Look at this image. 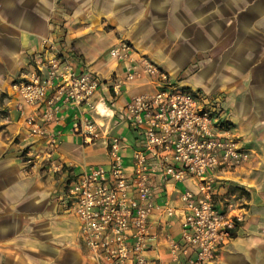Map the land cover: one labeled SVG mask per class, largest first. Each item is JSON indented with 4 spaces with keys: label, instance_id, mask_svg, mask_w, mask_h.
<instances>
[{
    "label": "crops",
    "instance_id": "1",
    "mask_svg": "<svg viewBox=\"0 0 264 264\" xmlns=\"http://www.w3.org/2000/svg\"><path fill=\"white\" fill-rule=\"evenodd\" d=\"M45 39L55 49L44 48ZM122 41L130 50L116 60L110 50ZM54 52L99 81L83 109L95 124L91 141L75 131L73 104L59 102L45 122L42 106H28L10 90L28 72L45 78ZM130 66L133 80L126 79ZM166 86L196 95L250 152L246 163L215 172L216 200L232 197L242 220L213 260L200 264H264V0H0V264H92L66 182L90 167L108 169L114 138L130 171L137 142L124 107ZM56 91L49 88L47 97ZM28 117L44 134L29 133ZM32 153L39 157L28 164ZM157 186L175 213H152L147 264H189L192 248L176 250L172 260L171 246L181 236L180 193L196 183Z\"/></svg>",
    "mask_w": 264,
    "mask_h": 264
},
{
    "label": "built area",
    "instance_id": "2",
    "mask_svg": "<svg viewBox=\"0 0 264 264\" xmlns=\"http://www.w3.org/2000/svg\"><path fill=\"white\" fill-rule=\"evenodd\" d=\"M42 42L44 48L55 49L47 39ZM129 50L127 42L122 41L110 53L116 60H123ZM54 54L46 64L45 78L28 72L11 83L10 90L26 105L42 106L45 122L52 120L59 102L73 104L78 110L75 131L91 141L95 124L83 109L90 106L99 81L92 74L76 71L70 57ZM142 63L147 71L157 72L152 63ZM127 70L126 79H135V67ZM49 88L57 91L47 97ZM118 88L119 82L114 85L115 91ZM124 108L125 120L137 142L130 171L120 153L119 138H114L109 144L108 169L90 167L65 185L69 209L78 219L92 264H147L145 253L155 238L152 213L160 211L168 217L175 213L169 200L156 191L157 183H181L187 178L196 183V190L184 188L180 193L182 243L171 246L172 260L176 250L185 251L187 247L194 253L189 264L213 260L242 220L241 206L232 197L216 200L215 172L246 163L250 152L223 130L196 95L182 88L166 86L150 95L134 96ZM25 123L31 135L44 134L34 118H26ZM54 141L50 139L49 145ZM52 167L54 172L60 170ZM156 195L160 198L158 205L154 203Z\"/></svg>",
    "mask_w": 264,
    "mask_h": 264
},
{
    "label": "rangeland",
    "instance_id": "3",
    "mask_svg": "<svg viewBox=\"0 0 264 264\" xmlns=\"http://www.w3.org/2000/svg\"><path fill=\"white\" fill-rule=\"evenodd\" d=\"M27 151V149L25 150V152ZM36 153H39V152H36ZM34 154V153H32L31 155H30V160H31V162H28V164H33V160L35 159V158H37V157H39L38 155L39 154ZM33 158V159H32ZM54 173V172H53ZM236 198V197H235Z\"/></svg>",
    "mask_w": 264,
    "mask_h": 264
},
{
    "label": "trees",
    "instance_id": "4",
    "mask_svg": "<svg viewBox=\"0 0 264 264\" xmlns=\"http://www.w3.org/2000/svg\"><path fill=\"white\" fill-rule=\"evenodd\" d=\"M182 89H183V88H182ZM184 90H185V89H184ZM240 194H243V192H242L241 190H240V193H239V195H240Z\"/></svg>",
    "mask_w": 264,
    "mask_h": 264
}]
</instances>
